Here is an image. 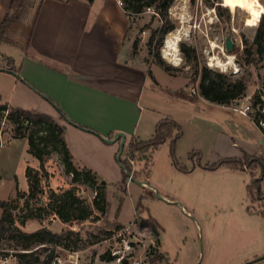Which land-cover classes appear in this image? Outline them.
Segmentation results:
<instances>
[{
	"label": "rangeland",
	"instance_id": "obj_1",
	"mask_svg": "<svg viewBox=\"0 0 264 264\" xmlns=\"http://www.w3.org/2000/svg\"><path fill=\"white\" fill-rule=\"evenodd\" d=\"M39 2L25 0L21 23L11 34L19 45H25L26 30L33 22ZM261 2L264 5V0ZM126 15L129 21L126 47L129 45V48L125 47V50L129 52L131 60L149 68L162 59L172 67L168 74L177 79L173 86L180 87L178 92L193 97L203 98L200 84L205 69L211 70L213 79L217 74H223L231 83L243 82L245 94L232 101L230 107L246 114L264 134V122L257 123L264 116V103L256 107L252 104L255 96L264 102V58L258 53L256 44L259 20L253 23L252 18L240 9L232 12L223 7L222 0H174L169 9V20L175 30L162 35L159 31L163 19L154 8H146L138 14L126 12ZM181 29L184 33L179 43L182 61L180 66H175L163 57V49L167 37ZM156 31L159 33L150 46L151 36ZM228 39L235 44L231 51L226 48ZM181 44L194 48L197 59H186L180 50ZM247 52L255 59L253 64L247 63ZM227 55L234 56L235 67L223 71L210 66L212 57L225 63L228 61ZM158 69L168 80L165 70ZM159 100L155 103L161 110L167 111V104ZM235 121L238 122L235 141L239 145L231 150L223 145L202 152L198 150L194 161L198 159L203 166H211L227 159H243L245 154L251 155L246 151L250 145L261 151L259 157H254L264 161V137H261L262 144L258 140L251 141V136L245 130L257 131L256 127L251 129L249 120L238 114ZM240 124L244 130H241ZM34 131L29 125L25 136ZM0 132L6 139L11 135L16 137L14 126L5 118L0 123ZM118 154L116 162L121 167ZM147 156L151 157L152 153L148 152ZM121 159L128 161L138 181H145L149 176L150 185L156 188L154 194H149L148 190L130 178L127 188L121 186V181H105L111 204L108 218L96 221L95 218H101V214L95 210L87 222L66 225L57 215L51 214V210L55 211L60 202L65 201L64 196L70 190L83 204L92 207L97 192H100L101 182L88 183L82 180L84 178L75 180L61 149L49 147L39 168L34 169L41 179L39 193L34 198L30 197L29 186L8 201H0L4 203L3 208L0 207V219L6 218L8 223L27 234L45 228L61 235L57 244L46 245L41 251L39 264H246L247 258L250 259L263 247L264 218L260 212L264 203L252 202L247 189L255 179L253 176L260 174L259 168H243V171L251 173L232 172L224 167L215 171L201 168L194 177L176 180L169 175L171 163L168 146L166 151L160 149L154 154L151 166L149 160L146 162L139 157L132 163L124 153ZM75 167L82 170L81 166ZM9 188L0 190V198L9 197ZM140 197L145 198L143 205L162 227L161 233L154 232L152 225L142 224L141 220L148 219L145 207L136 211L135 215V206ZM118 209L120 222L127 226L115 231L114 226L119 223ZM69 230L71 234H68ZM107 231L112 232V237L104 233ZM18 244L8 229L0 227V264H18L17 255L24 252L18 250ZM40 247L34 246L32 252ZM107 259L111 261H104Z\"/></svg>",
	"mask_w": 264,
	"mask_h": 264
},
{
	"label": "crops",
	"instance_id": "obj_2",
	"mask_svg": "<svg viewBox=\"0 0 264 264\" xmlns=\"http://www.w3.org/2000/svg\"><path fill=\"white\" fill-rule=\"evenodd\" d=\"M11 3L0 0V24L10 13ZM39 5L30 48L24 51L7 44L0 47V95L2 103L10 108L46 114L63 126V138L75 165L91 170L101 181H121L122 186L123 168L116 162L120 142L109 144L103 139L124 134L126 154L131 138L151 140L156 125L167 118L183 130L177 142V157L183 167L194 166L196 161H191L190 155L198 150L221 145L231 150L239 145L235 141L236 114L246 117L251 129L256 127L257 131L245 130L251 141L263 143L264 134L246 114L201 97L196 103L176 97L180 89L173 86L176 78L166 72L165 80L158 65L147 68L131 60L125 50L129 21L117 0H40ZM8 59H12L14 70L9 68ZM149 70L155 81L149 77ZM158 99L167 104V111L158 107ZM1 143L0 190L11 188L9 197L0 201H8L18 191L29 188L27 170L38 169L41 163L30 154L26 138L11 135ZM167 146L170 157L169 142L154 154L160 149L166 151ZM246 151L253 156L261 152L253 145ZM170 163V178L176 180L194 177L201 170L196 166L190 173H183L172 165L171 158ZM141 182L144 190L154 194L156 188L150 185L149 176ZM127 183L129 179L123 187L127 188ZM120 215L118 222L127 226L120 222ZM262 256L264 245L247 258L246 264H264Z\"/></svg>",
	"mask_w": 264,
	"mask_h": 264
},
{
	"label": "trees",
	"instance_id": "obj_3",
	"mask_svg": "<svg viewBox=\"0 0 264 264\" xmlns=\"http://www.w3.org/2000/svg\"><path fill=\"white\" fill-rule=\"evenodd\" d=\"M90 2L92 0H89ZM174 0H123L124 10L127 13H141L146 8H154L156 13H158L162 19L163 24L160 29L162 35H167L168 33L175 30V27L171 24L169 20V9L173 4ZM25 0H12L11 11L6 16L5 20L0 24V47L3 44H7L16 48H20L24 51H27L31 45V39L33 34L34 25L36 23L37 15L40 10V5L37 8L36 16L30 27L26 30L25 45H19L16 43L11 34L16 31V27L21 23L23 12L25 9ZM219 7V6H218ZM219 15L222 16L220 8H218ZM259 29L256 37V44L258 45V53L261 57L264 58V15H261L259 19ZM159 32H153L149 45L152 46L155 36ZM134 49H137V42L134 43ZM180 50L184 54L185 58L188 60H196L197 55L194 48L187 46L186 44L180 45ZM248 53V64H253L255 59L252 58L250 52ZM12 59H8V66L11 70H14L12 66ZM157 65L161 67L165 72L169 73L172 69L170 65L164 62L162 59H159ZM198 69L196 75H198ZM211 70L205 69L202 72V81L200 84L201 96L214 104L229 107L232 101L240 99L246 91V86L243 82L237 81L231 83L228 81L227 77L223 74H217L216 79L211 77ZM149 77L155 81L153 73L148 71ZM196 81V80H195ZM176 97L190 101L191 103H196L199 100V97H193L187 95L184 92L175 93ZM264 103L259 97L253 99V107H256L259 104ZM61 117L65 119L63 112L59 111ZM5 118L6 121L11 123L14 126L15 138H26L29 143V152L35 158H37L41 163L43 161L45 150L50 148H60L61 154L64 158L65 163L67 164L70 173L74 176L75 180L79 178L85 182L96 184L100 181V192H97L96 197L93 201V206H87L83 204V201L77 198L73 192L70 190L66 192L64 202H60L57 206V209L51 210V214L57 215L59 219L66 225H72L73 223L83 224L90 220L93 216L95 210L101 214V218H95L96 221H101L103 217L110 215L111 204L108 201L107 197V183L101 181L100 178L91 170L87 168H82L80 171L75 167V164L72 160V156L66 146L65 140L63 138L65 128L61 126L55 119L46 114H42L36 111L24 110L21 108H10L8 104L2 103V98L0 95V123ZM264 122V116H261L260 120ZM29 125L32 129L36 130L32 132L28 137L25 136V131L28 130ZM81 127V126H78ZM183 136L182 127L171 119H163L156 125L155 135L149 141H141L137 138H131L128 142L126 149V156L130 161H135L138 157L141 160H146L149 165H152L153 154L160 146L169 142L170 145V158L172 160V165L180 172L190 173L194 167H200L208 171H215L219 168H228L231 170L243 171V168H251L253 170H260V174L255 177L252 185L248 186V197L252 202H262L264 203V193L261 189L262 178L264 175V161L258 159L254 156L245 154L243 159H227L219 163L213 164L211 166H203L197 159L192 168L183 167L179 162L177 157V142ZM0 140V148H1ZM151 152L152 156L148 158L147 153ZM197 156V152H193L190 155V160L193 161ZM120 165L123 166L124 180L123 185L126 184V181L130 178L128 173L132 174V168L128 164L127 160H119ZM148 169V173L150 170ZM27 177L29 180L30 194L29 196L34 198L37 193H39L41 188V179L37 174L36 170L29 168L27 170ZM135 180L136 177L133 176ZM152 195L151 191H148ZM145 198L141 197L136 211L144 208L143 200ZM4 203L0 202V207L3 208ZM146 211L148 213V219L141 220L142 224L152 225V230L156 233H161L163 231L160 224L151 216L150 211L147 207ZM120 213V209L117 210V220ZM260 215L264 218V205ZM94 220V221H95ZM108 220V219H107ZM108 225L109 222H108ZM1 229H8L10 235L13 239L18 241V250L24 251L20 252L17 255L18 264H39L40 263V253L45 249L46 245L57 244L61 235L53 233L47 229H41L33 234H27L20 230L18 227H14L12 223H8L6 218L0 219ZM8 227V228H7ZM115 231H119L124 228L120 223L115 224ZM72 232L69 230L68 234ZM109 237H112V232H104ZM38 246L36 251H33V247ZM105 259V258H103ZM104 261H111L107 259ZM126 263V262H125ZM127 264V263H126Z\"/></svg>",
	"mask_w": 264,
	"mask_h": 264
},
{
	"label": "bare ground",
	"instance_id": "obj_4",
	"mask_svg": "<svg viewBox=\"0 0 264 264\" xmlns=\"http://www.w3.org/2000/svg\"><path fill=\"white\" fill-rule=\"evenodd\" d=\"M222 5L232 12L238 9L245 11L250 18H252L253 23L258 22L260 14L264 15V5L261 0H222ZM183 36L184 33L182 29L172 33L167 37L163 49V57L175 66L181 65L182 60L179 54V43L182 41ZM226 59L228 61L223 63L217 57H212L210 59V66L227 71L229 67L234 66V56L227 55Z\"/></svg>",
	"mask_w": 264,
	"mask_h": 264
},
{
	"label": "water",
	"instance_id": "obj_5",
	"mask_svg": "<svg viewBox=\"0 0 264 264\" xmlns=\"http://www.w3.org/2000/svg\"><path fill=\"white\" fill-rule=\"evenodd\" d=\"M234 46H235V44L230 39H228L227 46H226L227 50L231 51L234 48ZM103 141L106 143H109V144H114V143L120 142V151L118 154V160H121V156L124 152V147H125V143H126L125 135L120 133V134H117L115 136V138H113V139H103ZM121 167L123 168L122 165H121ZM128 174H129L131 180L136 181L140 185H143L142 182L135 180L131 173H128Z\"/></svg>",
	"mask_w": 264,
	"mask_h": 264
},
{
	"label": "built area",
	"instance_id": "obj_6",
	"mask_svg": "<svg viewBox=\"0 0 264 264\" xmlns=\"http://www.w3.org/2000/svg\"><path fill=\"white\" fill-rule=\"evenodd\" d=\"M117 3H118V5H119L121 8L124 9L123 0H117ZM0 140H1V142H2V140H3L2 132H0ZM131 162L134 163L133 161H131ZM132 176H133V173H132Z\"/></svg>",
	"mask_w": 264,
	"mask_h": 264
}]
</instances>
